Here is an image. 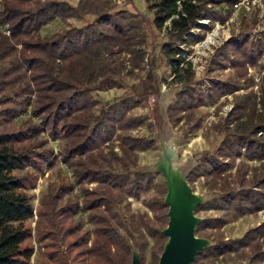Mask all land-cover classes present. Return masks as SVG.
I'll return each instance as SVG.
<instances>
[{"label":"trees","instance_id":"1","mask_svg":"<svg viewBox=\"0 0 264 264\" xmlns=\"http://www.w3.org/2000/svg\"><path fill=\"white\" fill-rule=\"evenodd\" d=\"M236 1L146 0L150 17L116 0H0V264H32L33 237L55 264H131L134 250L140 264L158 263L168 240L166 179L140 163L158 141L150 115L135 112L156 93L145 89L147 76L155 80L146 64L158 47L172 83L181 86L168 116L174 125L184 122L187 135L202 127L201 106L234 94L233 110L215 125L220 142L203 150L187 173L192 187L201 180L212 195L196 214L219 213L197 225L211 245L193 264H264V220L240 237L222 232L264 210V75L258 93L249 71L264 67V33L253 35L258 14H242L238 31L209 61L210 69L230 67L228 77H211L203 90L188 59L217 22L231 18ZM87 15L81 25L42 34L56 19ZM164 28L166 40L156 41ZM123 87L110 101L96 97ZM143 127L149 132L141 133ZM49 139L58 141L71 178L47 186L33 234L29 189L56 163ZM130 199L147 210L134 212Z\"/></svg>","mask_w":264,"mask_h":264},{"label":"rangeland","instance_id":"2","mask_svg":"<svg viewBox=\"0 0 264 264\" xmlns=\"http://www.w3.org/2000/svg\"><path fill=\"white\" fill-rule=\"evenodd\" d=\"M71 4H76L77 0H67ZM120 8L135 11L136 8L142 13L152 17V13L148 11L146 0H116ZM240 16L234 19H229L226 23H216L214 28L208 33L206 39L193 46V52L188 59L193 65L196 74V80L199 81V86L203 90H207L210 86V78L217 77L224 79L232 73V69L228 68H209V61L216 53V50L221 46L234 31H238ZM91 16L87 15L83 18H68L67 21L59 19L47 24L42 29V34H50L54 31L61 30L71 25H81L89 21ZM260 19V18H259ZM167 28L162 31H157L155 40L158 42L166 40ZM264 33V18L253 27V35ZM150 51V48L148 49ZM264 62V58L262 59ZM151 75H155V80L147 76V91H156L154 96H149L146 101L142 102L137 108L136 113L149 114L152 122L155 124V132L158 139V150L146 151L141 153L140 163L151 167L153 170L159 168V163L163 153V146L167 148L169 154L172 155L174 161L179 168L187 173L189 168L194 165L203 150L214 149L221 140V136L217 133L215 125L224 119L234 107V94H225L221 96L215 104L203 105L199 108L198 114L204 116L201 129L192 135L186 134V125L181 122L178 125L171 123L168 116V106L176 100V93L181 88L178 84L172 83L171 68L169 66L167 57L161 51L160 47L156 48L155 52H150L146 64ZM250 74L255 78L254 90L259 93V85L261 78L264 75V67L262 65L251 66L249 68ZM146 74V71L144 72ZM153 80V82H152ZM129 83L135 82L133 79H128ZM123 88H112L108 90L98 91L96 97L101 103L110 101L119 96ZM245 89L237 91V93H244ZM141 133H148L147 127L140 129ZM49 145L52 146L54 154L57 156L56 163L50 167L45 168L40 173L34 183V186L29 189L32 194V202L34 205V217L28 220L27 224L35 232V224L37 219L36 210L39 206L41 195L46 191L50 184H58L71 178L70 169L60 160V147L57 140L49 139ZM251 164H256L251 162ZM194 191L208 200L212 195L204 188L202 181H197ZM76 194L75 192H73ZM71 193V194H73ZM131 200V209L134 212L147 210L142 200ZM218 212L201 211L198 215L202 218L209 215H217ZM264 220V210L257 214L245 215L234 221H231L222 228V232L227 238H236L242 236L248 229L260 224ZM33 245L35 253L32 259V264H55L47 254L46 249L36 241L33 237ZM147 261H150L148 253Z\"/></svg>","mask_w":264,"mask_h":264},{"label":"water","instance_id":"3","mask_svg":"<svg viewBox=\"0 0 264 264\" xmlns=\"http://www.w3.org/2000/svg\"><path fill=\"white\" fill-rule=\"evenodd\" d=\"M162 151L156 171L161 172L166 179L165 202L169 205V220L162 230L168 240L157 264H193L197 254L211 245L208 237L196 233L197 225L203 218L196 214L195 209L207 200L194 191L187 180L188 172L184 173L179 168L165 146ZM140 260V253L134 250L131 264H140Z\"/></svg>","mask_w":264,"mask_h":264},{"label":"built area","instance_id":"4","mask_svg":"<svg viewBox=\"0 0 264 264\" xmlns=\"http://www.w3.org/2000/svg\"><path fill=\"white\" fill-rule=\"evenodd\" d=\"M255 13L258 14L260 19L264 18V0H237L233 6L231 19L242 14L252 15ZM203 22L209 23V20H203Z\"/></svg>","mask_w":264,"mask_h":264}]
</instances>
